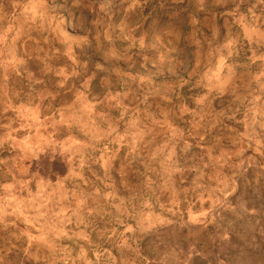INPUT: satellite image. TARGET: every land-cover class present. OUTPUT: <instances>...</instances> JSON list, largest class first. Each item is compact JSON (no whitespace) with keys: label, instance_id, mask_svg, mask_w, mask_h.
Here are the masks:
<instances>
[{"label":"rangeland","instance_id":"obj_1","mask_svg":"<svg viewBox=\"0 0 264 264\" xmlns=\"http://www.w3.org/2000/svg\"><path fill=\"white\" fill-rule=\"evenodd\" d=\"M0 264H264V0H0Z\"/></svg>","mask_w":264,"mask_h":264}]
</instances>
